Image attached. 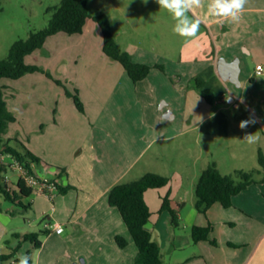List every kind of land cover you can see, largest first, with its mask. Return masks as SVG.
Returning <instances> with one entry per match:
<instances>
[{
    "label": "crops",
    "instance_id": "crops-1",
    "mask_svg": "<svg viewBox=\"0 0 264 264\" xmlns=\"http://www.w3.org/2000/svg\"><path fill=\"white\" fill-rule=\"evenodd\" d=\"M138 5L136 7L141 10L143 0ZM190 13L206 28L208 43L199 49V54L193 55L192 39L186 41L184 47L187 46L189 56L183 59L181 50H186L181 49L178 66L187 71L184 74L187 79L203 81L199 89L211 90L214 99L212 102L205 99L208 109L189 112L183 117V125L181 120L176 121L180 113L165 94L170 82L165 72L158 68L134 83L124 68L106 62L102 67L94 65L87 69L82 78L76 73L75 77H67L64 82L60 80L62 84L52 87L56 93L53 96L55 110L50 116L36 119L34 125L39 127V140L28 150L40 159L38 164H33L38 174L69 189L66 193L58 190L53 200L42 193L32 195L33 191L26 198V204L28 208H40L49 202L55 203L51 214L44 212L47 217L44 222L65 223L66 229L63 225L61 233L45 229L48 234L39 248H34L31 242H23L17 254L26 252L24 254L33 258L30 264H134L136 245L118 209L110 206L108 194L115 184L136 180L148 172L170 179L166 186L145 193L151 211L146 228L160 246L163 264H264V182L253 183L233 196L229 207L214 203L202 214L194 205V186L199 177L195 165L189 188H183L180 182L181 193L180 189L173 190L171 180L172 175L182 171L180 159L176 165H162L166 155L163 150L181 142L180 137L185 134L194 145L202 138L209 142L227 139L235 148V161L227 174L247 170L245 162L258 161L259 151L264 155V115L246 97L235 92L229 85L235 83L223 80L217 68L220 59L226 63L237 59L239 85L247 81L252 83L255 76L260 82L264 80V0H249L239 23L211 17L206 8ZM127 51L133 61L145 63L129 49ZM33 54L26 57L27 63ZM249 63L255 64L253 72L247 70ZM257 65H262L261 74L256 72ZM179 79H183L181 75ZM65 88L78 91L84 112L77 109ZM216 94L220 97L218 100ZM161 99L166 102L157 108ZM214 101L235 104L236 108L242 105L245 110L231 112L228 106L212 110ZM243 120L255 122L241 129L238 125ZM246 134L260 139L248 143L244 140ZM0 164L5 166L9 185L18 191V173L1 159ZM216 164L220 172L227 175L218 161ZM165 195L170 196L171 208L179 209L177 227L173 226L169 211H160ZM188 201L192 205L187 210ZM18 222L15 219L14 224L20 227L22 224ZM196 225H211L209 240L192 242L191 228ZM116 236L126 239L124 248L117 245ZM16 239L9 242L12 246L9 251L18 246L19 238ZM213 239L216 244L210 241ZM8 252L0 249V254Z\"/></svg>",
    "mask_w": 264,
    "mask_h": 264
},
{
    "label": "rangeland",
    "instance_id": "rangeland-1",
    "mask_svg": "<svg viewBox=\"0 0 264 264\" xmlns=\"http://www.w3.org/2000/svg\"><path fill=\"white\" fill-rule=\"evenodd\" d=\"M139 1L142 0H89L90 17L81 34L58 33L53 35L47 39L42 49L36 50L28 59V64L32 62V64L43 67L51 74V78L43 72H35L27 73L19 79H1V84L5 87L7 108L16 116V121L9 124L0 138V147L7 144L24 153L25 148L37 145L39 127L35 126L34 122L40 117L52 115L55 110V97L53 96L56 93L52 91V87L55 88L58 84L55 80L59 79L64 82L67 77H75L76 73H79L78 78H82V75L87 73V69L94 65L102 67L106 62L114 63L123 69L119 62L112 60L103 52L102 33L93 20V16L101 12L109 17L114 37L122 49H129L136 58L138 57L149 65H164L165 73H162L170 82L167 84L169 88L165 89V94L171 98L173 108L180 113L176 121L181 120V125H183V117L189 112L208 109V103L203 97L202 90L197 87L195 79L190 80L184 77L187 71L182 69V66L180 68L178 66L180 50L183 48L186 50H181L183 59L189 56V51L187 46L184 47L186 40L173 33L174 21L171 15L159 8L156 0L143 2L144 5L140 10L136 7ZM60 2L61 0H0V59L8 55L11 45L16 40L26 39L30 32L44 29L48 25L53 8ZM133 10L138 11L132 15L129 14ZM127 14L130 17H127ZM189 15L194 18L192 13ZM206 31V28L200 24L199 33L192 38L191 42L195 49L193 55L199 54V49L208 43ZM199 56L203 58L202 55ZM254 66V63H249L247 70L253 72ZM176 74L181 75L183 79L180 80L179 75L176 76ZM259 80L258 76H255V83L247 81L240 85H229L239 95L246 97V100L264 115V80L261 82ZM69 88H71L70 85ZM215 97L217 100L220 98L217 94ZM163 102L166 100L158 101L157 108L163 106ZM221 106H228L231 112H244L245 110L242 105L236 108L235 104H218L215 101L212 110L220 109ZM163 108L168 110L166 106ZM189 139L190 136L185 134L180 137L181 142L163 150L166 154L163 158V167L168 163L176 165L180 159L182 173L172 175L171 179L173 190L180 189V193L182 192L180 182L183 183V188H189L194 165L197 176H199L202 168L208 163L218 161L222 172L227 174V170L235 161V148L225 138L214 139L211 142L202 138L195 145ZM245 164L247 166L245 171L261 169L259 161H246ZM42 167L47 168L45 165H41ZM6 172L10 173L9 170ZM38 193L34 191L32 195ZM193 195L195 200V193ZM22 201L26 204V198ZM190 205L192 204L188 201L187 210ZM53 207L55 203L51 202L40 208L15 206L0 195V249L2 252H8V248L12 247L9 242L17 240L15 233L38 232L40 233L39 238L43 240L46 235L41 232L45 231L44 221L47 220L44 212L51 214ZM15 219L22 224L20 227L14 224ZM54 220V218L51 219V223ZM62 225L65 228V223ZM24 253L26 252L23 251ZM0 264H18V254L16 253L13 258L0 262Z\"/></svg>",
    "mask_w": 264,
    "mask_h": 264
},
{
    "label": "trees",
    "instance_id": "trees-1",
    "mask_svg": "<svg viewBox=\"0 0 264 264\" xmlns=\"http://www.w3.org/2000/svg\"><path fill=\"white\" fill-rule=\"evenodd\" d=\"M88 1L89 0H61L60 4L53 8L48 25L44 29L30 32L26 39L16 40L10 47L8 55L0 59V138L6 132L10 123L16 121V116L7 108L5 99V87L1 84V79H19L27 73L43 72L50 78L49 72L36 64H28L26 57L44 46L46 40L58 33L69 35L80 34L88 20ZM101 30L103 38V52L106 56L119 62L126 71L129 78L137 83L145 79L153 68L165 71L164 65H149L146 63L135 62L129 51L122 49L117 43L112 32V25L109 17L105 13H98L93 16ZM58 84L61 81L55 80ZM197 87L203 86V81L195 79ZM67 96L71 97L80 112H84V105L79 97L78 91H69L65 88ZM202 94L208 102H212L214 95L211 90L203 89ZM9 154L18 161L30 168L31 164H38V159L28 149L21 153L17 149L3 144L0 147L1 155ZM258 161L261 169L250 171L234 170L231 174L224 175L218 169L216 162H210L202 170L194 186L195 208L199 213L206 214L207 210L214 203H221L224 207L231 205L232 197L239 194L253 183L264 182V155L259 151ZM5 166L0 164V195L5 200L19 206L28 207L22 199L29 197L33 189L28 187L23 179H18L17 190L12 189L5 182ZM170 179L166 176L148 172L136 180L115 184L109 191L108 202L110 206L116 207L125 223L135 245L137 253L134 264H163L161 249L159 244L153 239L152 234L146 228L151 217V211L145 201V193L149 189H157L166 186ZM60 193H66L69 187L58 185ZM170 196L165 195L162 200L160 211L167 210L171 215L173 226L179 225V209L170 206ZM211 225L193 226L191 228V240L193 243L209 240ZM47 235V231L41 232ZM38 232H26L15 234L19 238L17 247L10 248L9 253L0 254V262L9 260L18 252L19 246L23 242L33 243L34 248H39L42 244ZM117 245L124 248L127 241L122 236H116ZM213 244L216 241L210 240Z\"/></svg>",
    "mask_w": 264,
    "mask_h": 264
},
{
    "label": "clouds",
    "instance_id": "clouds-1",
    "mask_svg": "<svg viewBox=\"0 0 264 264\" xmlns=\"http://www.w3.org/2000/svg\"><path fill=\"white\" fill-rule=\"evenodd\" d=\"M143 2L146 3L147 0ZM248 2L249 0H156L159 8L171 15L174 21L173 33L186 41L195 38L200 30V22L189 15L194 9L206 8L211 17L239 23ZM254 122L243 120L238 126L244 129ZM259 139V136L253 134H246L244 137L248 143H255ZM32 259L27 254H18V264H30Z\"/></svg>",
    "mask_w": 264,
    "mask_h": 264
},
{
    "label": "built area",
    "instance_id": "built-area-1",
    "mask_svg": "<svg viewBox=\"0 0 264 264\" xmlns=\"http://www.w3.org/2000/svg\"><path fill=\"white\" fill-rule=\"evenodd\" d=\"M256 72L257 74H261L262 65H257ZM0 159L2 160V162H5L9 168L15 170L19 175V179H23L26 185L32 188L33 191H37L39 193L44 194L50 200L54 199L59 190L58 183L56 181L47 179L42 175L38 174L33 169V164H31L30 168H28L20 161H18L15 157L9 154L1 155ZM5 182L9 185V178L7 175H5ZM44 228L46 230L53 229L57 233H61L63 231L62 225L57 223H45Z\"/></svg>",
    "mask_w": 264,
    "mask_h": 264
},
{
    "label": "water",
    "instance_id": "water-1",
    "mask_svg": "<svg viewBox=\"0 0 264 264\" xmlns=\"http://www.w3.org/2000/svg\"><path fill=\"white\" fill-rule=\"evenodd\" d=\"M217 68L218 73L223 80H229L230 82L239 85L238 75L240 69L237 59L230 63H226L223 59H220Z\"/></svg>",
    "mask_w": 264,
    "mask_h": 264
}]
</instances>
